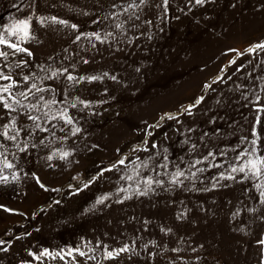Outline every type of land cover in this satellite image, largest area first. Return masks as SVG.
I'll return each instance as SVG.
<instances>
[{"label":"rangeland","instance_id":"rangeland-1","mask_svg":"<svg viewBox=\"0 0 264 264\" xmlns=\"http://www.w3.org/2000/svg\"><path fill=\"white\" fill-rule=\"evenodd\" d=\"M0 39V264H264V0H0Z\"/></svg>","mask_w":264,"mask_h":264},{"label":"snow or ice","instance_id":"snow-or-ice-1","mask_svg":"<svg viewBox=\"0 0 264 264\" xmlns=\"http://www.w3.org/2000/svg\"><path fill=\"white\" fill-rule=\"evenodd\" d=\"M144 2H145V0H140V3H144ZM204 2H205V0H196V3L197 4H203ZM165 3H167V0H165ZM132 6L133 5L130 4L128 7L131 8ZM51 19L53 21H56V18L55 17H52ZM59 22L60 23H65V24L67 23L66 21H59ZM20 23L26 25V22L25 21H21ZM72 27L75 28L76 25H72ZM116 27L117 28H120L121 25L118 24V25H116ZM25 35H27V32L26 31H25ZM91 35L96 36V39H98V40L100 39L99 34L93 33ZM76 39L79 40L80 37L77 36ZM0 43H5V41L2 40V39H0ZM12 47L16 48L17 51H25V52H27V49H20L16 45H12ZM256 49H264V42H260L258 44H255V45L251 46L250 48L246 49L245 51L251 52V51H254ZM230 51H235V50H230ZM0 55H4V53H0ZM29 55H31V53H29ZM85 63H87V61H85ZM55 75H56V73H53V76H55ZM112 78L115 79V77H112ZM0 79L11 80L12 78H11V76H6V75H3V74H0ZM68 79L69 80H75L76 78L69 74L68 75ZM83 79H85V77H80V80H83ZM87 79H89V80H95V79H99V77H88ZM24 80H28V77L25 76L24 77ZM11 87H12L11 84L10 85H7V86H4V87L0 88V92L7 93V92L10 91ZM32 88L36 89L37 91H44V89L37 88V86L35 84L32 85ZM24 95H25V93H21V96H24ZM40 99L43 100L44 98L41 96ZM200 99H202V97L199 98L196 101V103H199L200 102ZM257 99H259V97ZM3 100H4V98L2 96H0V101H3ZM16 103H19V101H16ZM55 103H56L55 100H52L50 102H47V104H55ZM72 106L75 107L74 104ZM193 106L194 105L189 106V107H193ZM4 107L5 108H10L11 105H9L7 102H4ZM30 107L35 108L36 105H30ZM165 115H168V114H165ZM60 116H61V118H63L65 120V123H69V124L72 123V119H71V117H69L67 115V110L66 109L60 114ZM51 118H53V117H49V119H51ZM169 118H171V117H169ZM29 119L36 120L38 118L37 117H34V116H30ZM7 127L8 126L6 125L5 128H7ZM37 127L39 128L40 125L37 124ZM79 131H80L79 128L74 129V133L75 132H79ZM4 135L7 136V132H5ZM14 138L15 137H9V139H14ZM68 155L69 154L65 152V153H63L62 158L67 157ZM209 155H211V153H209ZM49 159H51V157H49ZM119 163L123 164L124 161L121 160V161H119ZM197 163H199V161H197ZM258 163L264 165V159H261L260 161H256V162H254V161H248L247 165L241 166L238 169L237 168H233V172H236V171L245 172V168L248 167V166H250V170H255L256 174H259L260 169L257 167V164ZM5 166L6 167H11L10 164H6ZM182 175H183L182 172L175 173V177H179V176H182ZM175 177H174V181H175ZM42 187H43V185H42ZM141 194H144V193H141ZM261 195L264 196V192H262ZM101 202L102 201H97V203H101ZM0 243H3V241H0ZM45 251H47V250H45ZM119 251H121V252L122 251H127V246H125L124 248L120 249ZM81 255H83V253H81ZM107 257H109V258L113 257V252H111V251L107 252Z\"/></svg>","mask_w":264,"mask_h":264}]
</instances>
